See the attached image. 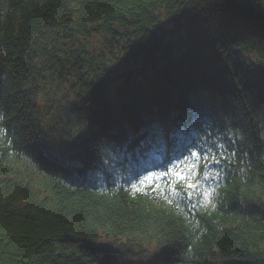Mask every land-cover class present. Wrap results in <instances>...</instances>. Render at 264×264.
Segmentation results:
<instances>
[{
	"label": "trees",
	"instance_id": "trees-1",
	"mask_svg": "<svg viewBox=\"0 0 264 264\" xmlns=\"http://www.w3.org/2000/svg\"><path fill=\"white\" fill-rule=\"evenodd\" d=\"M260 2L0 0V264H264Z\"/></svg>",
	"mask_w": 264,
	"mask_h": 264
},
{
	"label": "bare ground",
	"instance_id": "bare-ground-1",
	"mask_svg": "<svg viewBox=\"0 0 264 264\" xmlns=\"http://www.w3.org/2000/svg\"><path fill=\"white\" fill-rule=\"evenodd\" d=\"M90 77L89 76H86L85 77V81L87 82L88 81V83L90 82L88 79H89ZM191 89V91H193V89L192 88H190ZM87 92H89V91H87ZM82 100H83V102L84 103H87V104H91V100H92V98L91 97H89V95L88 94H84V96H83V98H82ZM178 102V101H177ZM92 106V104L90 105V107ZM91 109L93 110V107H91ZM103 113L105 112V109H104V107H102V110H101ZM186 112H188V110H185ZM107 113V112H106ZM104 135H106V133L104 134ZM59 134H57V133H53V136H51V135H49V134H47L46 135V137H45V141L50 145V146H57L58 145V141H57V138H59ZM6 166V165H5ZM7 167V166H6ZM103 260V259H102Z\"/></svg>",
	"mask_w": 264,
	"mask_h": 264
},
{
	"label": "snow or ice",
	"instance_id": "snow-or-ice-1",
	"mask_svg": "<svg viewBox=\"0 0 264 264\" xmlns=\"http://www.w3.org/2000/svg\"><path fill=\"white\" fill-rule=\"evenodd\" d=\"M191 156L198 158V154L196 152H192L191 153ZM185 159H187V158H185ZM189 167L192 168V169H195L196 164H190ZM205 167H207V165H205ZM169 171H171V170H169ZM172 174L175 175V176H177L178 178L186 179V177L181 176V173H179V172L172 173ZM145 179H149V177H145Z\"/></svg>",
	"mask_w": 264,
	"mask_h": 264
},
{
	"label": "rangeland",
	"instance_id": "rangeland-1",
	"mask_svg": "<svg viewBox=\"0 0 264 264\" xmlns=\"http://www.w3.org/2000/svg\"><path fill=\"white\" fill-rule=\"evenodd\" d=\"M259 4H260V6L258 5V7H259L261 10H264V2H260Z\"/></svg>",
	"mask_w": 264,
	"mask_h": 264
}]
</instances>
